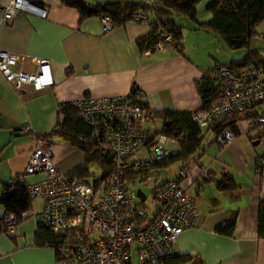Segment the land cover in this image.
<instances>
[{
  "label": "crops",
  "instance_id": "obj_1",
  "mask_svg": "<svg viewBox=\"0 0 264 264\" xmlns=\"http://www.w3.org/2000/svg\"><path fill=\"white\" fill-rule=\"evenodd\" d=\"M3 1L0 0V13ZM36 1L47 7V15L16 14L3 24L0 46L48 57L53 81L42 88L26 83L16 90L0 71V192L3 183H11L18 174L26 180L25 175L29 174V183L40 179V174L25 172L30 151L38 143L51 148L62 172L70 173L84 161L85 154L79 147L58 135L44 136L57 123L61 101H73L86 94L125 95L136 86L143 92L140 99L156 112L162 109L195 111L202 106L198 81L209 69L227 63L220 60L227 43L222 36L200 27L188 17H176L184 26L182 52L175 44L142 50L138 40L152 30L147 21L132 20L105 31L99 16L81 19L76 7L61 0ZM210 16L208 9H198L199 20L206 21ZM23 66L29 71L36 69L29 58ZM149 124L152 123L137 122V127L159 129ZM29 125L30 130L26 128ZM237 128L231 144L223 146L216 139L218 147L213 154L204 157L210 150L205 148L200 155L197 152L192 155L185 165L189 173L185 184L196 195L199 217L194 226L179 235L176 246L179 255L196 256L204 264H264V237L258 232L259 204L264 199V169L259 170L256 165L261 155L246 147V136L255 137L253 130L248 135L247 127ZM256 129L258 136L262 127ZM169 145L176 147L172 141ZM141 150L151 151L145 146L138 155ZM80 152L82 160L70 162ZM175 163L156 167V171L160 174ZM202 169H207V176L201 174ZM177 172L160 176L168 178ZM227 172L234 177L235 189L222 190L218 185ZM33 200L32 208L24 213L14 231L0 232V264L57 263L56 250L49 243L41 245L36 240L42 210L31 212ZM3 214L4 206L0 204V215ZM232 223L231 233L218 229Z\"/></svg>",
  "mask_w": 264,
  "mask_h": 264
},
{
  "label": "built area",
  "instance_id": "obj_2",
  "mask_svg": "<svg viewBox=\"0 0 264 264\" xmlns=\"http://www.w3.org/2000/svg\"><path fill=\"white\" fill-rule=\"evenodd\" d=\"M148 5H158L159 0H144ZM0 13V33L4 23L22 12L46 16L48 9L36 0H4ZM103 29L114 27L109 15L102 18ZM134 21H147L152 29L162 24L163 18L155 11L138 10ZM150 49H163L174 45L173 36L166 30ZM264 38V33L261 34ZM29 58L34 71L24 68ZM220 74V97L209 107L192 114L193 120L205 131L228 114L243 112L253 107L259 114L247 118L245 129L251 135L255 128H264V67L257 64L216 66ZM51 59L11 51L0 46V71L11 85L19 90L26 83L42 88L53 79L50 75ZM138 89L129 94L96 96L86 94L73 100L81 117L102 131L110 144L112 163L116 171L108 180L94 185L70 173L62 172L51 148L37 144L29 154L26 173L41 177L28 185L32 199L43 198L41 223L58 234L59 242L48 245L57 252L56 264H163L164 260L179 254L176 243L179 235L195 225L199 210L194 192L185 184L189 173L185 167L168 178H162L154 162L177 153L178 142L165 134H155L153 129L139 128L137 122L155 123L157 113L140 96ZM30 130L32 127H26ZM238 128L223 127L217 141L231 144ZM172 141L176 147H171ZM148 146L145 157L138 151ZM264 163L258 157L256 165ZM203 176L208 175L202 169ZM15 179V178H14ZM150 186L152 213H148L138 197L145 201L148 195L134 190L133 185ZM19 219L14 212L5 218L8 231H14Z\"/></svg>",
  "mask_w": 264,
  "mask_h": 264
},
{
  "label": "trees",
  "instance_id": "obj_3",
  "mask_svg": "<svg viewBox=\"0 0 264 264\" xmlns=\"http://www.w3.org/2000/svg\"><path fill=\"white\" fill-rule=\"evenodd\" d=\"M63 4L74 6L80 12L81 19L90 16L103 17L109 15L114 21V27L134 21L133 14L138 10L155 11L163 18V22L151 30L150 33L138 40L142 50L153 47L160 40V31L166 30L173 36L176 48L182 52L183 44V23L174 18V14H182L190 19L196 20L200 27L206 28L222 36L231 48L250 46L252 39L258 35L257 27L264 22V0H210L206 6L211 16L206 21L198 19V4L201 0H159L158 5L150 6L144 0H61ZM241 60L227 62L222 65L257 64L264 67V59L260 57L257 50L251 51ZM198 91L202 99L201 108L195 111L175 112L168 109L157 111V116L164 120L161 129L154 130L155 134H165L178 142L177 153L154 162L155 167L171 165L181 161L186 167V162L199 149L205 150V131L193 120L192 114L209 107L218 100L220 93L219 69H209L208 74L197 83ZM139 88L134 86L132 91L136 93ZM57 123L50 133L44 136L58 135L64 141L79 147L85 154L84 161L70 172L72 177H78L92 182L94 185L102 180H108L116 171L110 152V144L102 131L98 136L95 128L85 121L78 107L73 101H61L58 104ZM255 107L243 112L228 114L220 122L207 128L213 132L210 143L216 141L218 133L223 127L237 124L259 114ZM256 129V128H255ZM254 130V129H253ZM252 140L260 141L261 132ZM257 142V143H258ZM260 157V156H259ZM264 157V153L261 155ZM98 162L102 167L101 174L95 175L90 170V164ZM264 169V163L258 167ZM90 176H93L91 181ZM29 182L22 174L16 175L9 183L4 182L0 192V204L4 206V214L0 215V232L8 231L5 218L9 212L16 213L19 220L24 218V213L32 208V198L28 191ZM222 190L236 188L234 177L229 173H223L218 181ZM234 223L221 226L218 229L231 233ZM258 232L264 237V199L260 201L258 210ZM36 240L39 244L45 245L51 242H59L60 237L43 223L36 233ZM191 262V263H190ZM204 264L201 258L191 255H176L173 258L164 260L163 264Z\"/></svg>",
  "mask_w": 264,
  "mask_h": 264
},
{
  "label": "rangeland",
  "instance_id": "obj_4",
  "mask_svg": "<svg viewBox=\"0 0 264 264\" xmlns=\"http://www.w3.org/2000/svg\"><path fill=\"white\" fill-rule=\"evenodd\" d=\"M206 6H207L206 0H201L198 4V9L200 11L204 8L207 9ZM179 16H181L182 19H188L187 17H185L182 14H174V18L179 17ZM257 32H258V35H256L252 39L249 47L243 46V47L231 48L226 43L225 44L226 48L222 49V51H221V54H220L221 59L220 60L221 61L224 60L226 62H232V61L236 62L238 60L243 59L248 54H251L252 53L251 51H253L255 49L259 53L260 57L264 59V38L261 36V34H262L261 32H264V22L261 23L257 27ZM162 121H163L162 119L158 118L156 123H152L149 125H151L152 127H156V126L158 127L159 126V129H161L160 126H162L161 125ZM248 123H249V120L245 119V120L240 121L237 126H239L240 129H244L245 127H247ZM257 134H258V129L253 130L252 135L256 136ZM261 134L262 135H261V137H259L260 141L258 143H254V141L250 137H248L244 134L247 137L246 139L248 141V144L246 147L248 149H252L254 152H257L259 155H262L264 153V128H263V131L261 132ZM213 135L214 134L212 131L205 132L204 145L206 146V150H208V149H210V150L207 153H205V155H203L204 157H208V156H206L208 153L213 154L216 151L215 148L218 147L217 146L218 144L216 142H214L211 145H208V143H209V141ZM243 146H245V144H243ZM140 153L143 154V156H145V157L148 156V153L146 152V150H141ZM199 153H202V149H199L197 151L196 155H198ZM137 156H139L138 153H137ZM82 158H83V154L80 152L79 154L75 155L70 162H76L77 160L81 161ZM180 165H181V163L177 162L174 165H172L171 167L167 168L166 170H164V171L161 170L160 174H162V176H164V174L168 175V174H172L176 171H179L181 168ZM90 170L93 174L99 175V174H101L102 167L100 166V164L98 162H92L90 164ZM25 176L27 177V180H28L29 174H26ZM90 178L92 181L93 176H90ZM133 188L137 192L139 190H142L145 194L148 195V198L145 201L141 200V196L138 197V200L141 201L142 205H144L146 207L148 213H152V211H153L152 210V199L150 197L152 188L150 186H146V185H142V184L133 185ZM33 203H34V210L31 211L32 213H35L36 209H38V208L40 209L39 211L43 210L44 201L42 198H39V197L34 198ZM32 216H34V215L31 214V217Z\"/></svg>",
  "mask_w": 264,
  "mask_h": 264
},
{
  "label": "water",
  "instance_id": "obj_5",
  "mask_svg": "<svg viewBox=\"0 0 264 264\" xmlns=\"http://www.w3.org/2000/svg\"><path fill=\"white\" fill-rule=\"evenodd\" d=\"M258 141H255L254 143H257Z\"/></svg>",
  "mask_w": 264,
  "mask_h": 264
}]
</instances>
